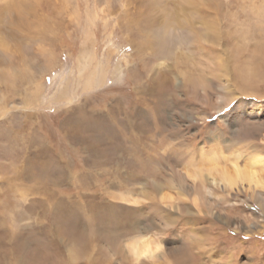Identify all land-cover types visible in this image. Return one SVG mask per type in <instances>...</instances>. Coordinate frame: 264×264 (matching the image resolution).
Here are the masks:
<instances>
[{"label":"rangeland","instance_id":"1","mask_svg":"<svg viewBox=\"0 0 264 264\" xmlns=\"http://www.w3.org/2000/svg\"><path fill=\"white\" fill-rule=\"evenodd\" d=\"M235 164L264 181V0H0V264H264Z\"/></svg>","mask_w":264,"mask_h":264},{"label":"bare ground","instance_id":"2","mask_svg":"<svg viewBox=\"0 0 264 264\" xmlns=\"http://www.w3.org/2000/svg\"><path fill=\"white\" fill-rule=\"evenodd\" d=\"M257 10V9H256ZM252 163H254V162H252ZM235 168H234V172H235V175L234 176H228L227 178H224V180H223V182L226 184V185H228V187L230 186H232V185H234L236 182L235 181H237V179H239L240 181H243V180H245V181H247V186L249 187V188H251L252 186H263L264 187V181L263 180H259L258 178H257V176L255 175V171H253L251 168H249V169H246V171H243V170H241L238 166H237V164H235V166H234ZM262 187V188H263ZM253 188V187H252ZM60 201V200H59ZM61 202V201H60ZM59 203V202H58ZM55 205V204H54ZM59 205V204H58ZM52 207H53V205H51ZM57 206V205H56ZM63 206V205H62ZM61 206V207H62ZM90 206V205H89ZM91 207V206H90ZM68 208V207H67ZM88 208V207H87ZM61 209H63V208H61ZM54 210H55V208H54ZM60 210V209H59ZM61 211V210H60ZM58 213H60L59 211H57ZM76 213V212H75ZM55 215V214H54ZM68 215V214H67ZM63 216V215H62ZM59 223H61V222H59ZM59 223H58V225H59ZM61 226V225H60ZM46 232V231H45ZM47 234V233H46ZM49 235V234H48ZM62 235V234H61ZM69 236V235H68ZM72 236V235H71ZM51 237V236H50ZM49 238V237H48ZM65 238V237H64ZM18 239V238H17ZM51 239H52V237H51ZM23 240V239H22ZM24 240H26V239H24ZM50 240V239H49ZM144 241V240H143ZM143 241H141L140 243H134L133 245H132V247L130 248L131 249V251H132V253H133V255L135 256V257H139V258H141V256H144V255H147V253H149V250L151 249H153V248H150L151 246L149 245V244H147V243H143ZM150 250V251H151ZM153 251V250H152ZM151 251V252H152ZM155 251V250H154ZM153 253V252H152ZM151 254V253H150ZM149 254V255H150ZM152 255V254H151ZM59 256V255H58Z\"/></svg>","mask_w":264,"mask_h":264}]
</instances>
